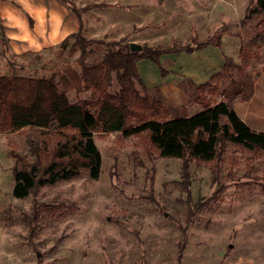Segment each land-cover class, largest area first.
<instances>
[{
    "label": "rangeland",
    "instance_id": "1",
    "mask_svg": "<svg viewBox=\"0 0 264 264\" xmlns=\"http://www.w3.org/2000/svg\"><path fill=\"white\" fill-rule=\"evenodd\" d=\"M69 1L77 8L97 0ZM248 2L225 0V13L220 7L218 17L217 1L209 2V11L203 0L164 1V30L146 37L135 27L107 31L97 11L86 13L84 19L93 34L107 31L92 39L135 40L141 47L154 48L189 44L192 39L214 41L218 31L213 30L220 25V33L240 39L235 60L230 59L240 63L239 51H249L247 67L253 74L264 66V46L248 43L264 30V23L260 24L264 16L242 26ZM104 19L116 22L117 16ZM8 28L0 14V75L39 77L65 64L76 67L79 53L69 56L57 45L15 55ZM84 34L91 37L89 31ZM96 54L86 62L99 61L102 55ZM222 75L219 84L224 87L229 78ZM180 84L188 87L183 108L176 99L162 97V101L170 116H191L202 107L194 102V87L186 81ZM158 87L150 88L152 96L160 95ZM207 97L212 103L220 100L218 93ZM25 133H0V264H220L237 256L264 262V157L227 146L216 179L205 164L196 162L189 163L183 176L182 161L147 156L140 138L95 132L93 140L102 161L98 180L90 181L83 172L75 180L42 187L35 197L20 200L12 196L14 161L9 151L16 143L20 154H28ZM221 186L225 189L212 199Z\"/></svg>",
    "mask_w": 264,
    "mask_h": 264
},
{
    "label": "trees",
    "instance_id": "2",
    "mask_svg": "<svg viewBox=\"0 0 264 264\" xmlns=\"http://www.w3.org/2000/svg\"><path fill=\"white\" fill-rule=\"evenodd\" d=\"M56 1L68 6L80 23L77 32L57 45L69 56L79 53L76 67L65 64L39 77L0 75V133L26 131L30 156L20 154L19 144L11 143L14 198L35 197L40 188L75 180L83 172L90 181L98 180L102 161L93 140L95 132L138 137L147 156L182 161L183 176L188 174L189 163L196 162L205 164L216 179L227 146L264 157V133L247 126L233 107L237 101L250 100L255 80L264 75V66L253 74L248 71L249 51H239L240 63L227 58L221 72L203 84L188 81L197 93L194 102L202 109L191 116H170L162 96H152L141 80L137 62H153L160 76L165 77L168 73L159 61L162 55L191 54L209 45L218 47L221 35L214 41L197 43L192 39L189 44L165 48L143 45L140 52L134 53L124 39L105 42L85 36L81 14L109 5H86L79 10L69 0ZM262 16L264 0H251L240 24L245 26L247 21ZM248 44L264 46V30L257 31ZM96 53L102 55L101 59L88 64L87 58ZM222 72L229 78L224 87L219 84ZM217 93L220 100L212 103L207 95ZM224 187H219L212 199ZM186 193L189 198V190ZM34 210L38 216V209Z\"/></svg>",
    "mask_w": 264,
    "mask_h": 264
},
{
    "label": "crops",
    "instance_id": "3",
    "mask_svg": "<svg viewBox=\"0 0 264 264\" xmlns=\"http://www.w3.org/2000/svg\"><path fill=\"white\" fill-rule=\"evenodd\" d=\"M164 1L167 0L160 2L159 0H97L93 4L103 3L109 6L92 8L82 13V28L84 33L87 31L91 33L90 38L97 39L106 35L107 31L113 30L115 33L116 31L124 30L132 31L131 29L134 27L137 28L139 35L146 37L151 31L159 32L160 30H164L161 22V16L164 12L161 9L163 8L161 3ZM186 1L194 2L198 0ZM203 1L207 2L205 6L207 11H209V2L217 1L218 17L220 16V7L221 11L225 13V0ZM220 3L221 6L219 5ZM77 6L79 5L77 4ZM84 6L80 5L77 8ZM94 11L98 12L97 17H101L99 19V21L101 20L100 22L107 23L105 27L107 31L101 34L100 32L93 34L94 32L90 31V27L86 28L85 26L84 18L88 19L86 15ZM0 14L1 18L9 23L10 45L15 55H20L30 50H47L55 47L67 36L77 32L80 26L78 18L69 10L68 6L56 0H0ZM112 14L117 16L116 22L104 19L109 15L112 16ZM219 22L218 20L217 24ZM186 23L191 24L190 19H187ZM220 29L221 26L218 25L213 30L218 31V34L221 35L218 47L209 45L191 54L162 55L159 61L161 67L168 73L165 77L160 76L158 67L153 62L149 60L138 61L136 64L137 70L147 89L150 90L151 87L159 86L158 91L163 98L170 97L176 99V101L181 102L183 108L185 102L183 99L187 98L188 87L182 88L181 84L179 86L181 81H191L195 85L203 84L212 75L220 71L227 58L235 60L234 53L239 48L240 39L238 36H227L223 32L220 33ZM147 45L152 46L150 44ZM148 62L154 64L155 67ZM188 86L190 85L188 84ZM233 107L239 118L247 126L254 131L264 133V75L255 80L253 95L250 100L247 102L237 101ZM263 263L261 261L258 262L254 258L248 259L243 256H237L234 259L227 257L220 264Z\"/></svg>",
    "mask_w": 264,
    "mask_h": 264
},
{
    "label": "water",
    "instance_id": "4",
    "mask_svg": "<svg viewBox=\"0 0 264 264\" xmlns=\"http://www.w3.org/2000/svg\"><path fill=\"white\" fill-rule=\"evenodd\" d=\"M129 48L131 52H140L142 50V47L136 43H129Z\"/></svg>",
    "mask_w": 264,
    "mask_h": 264
}]
</instances>
